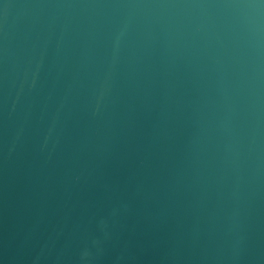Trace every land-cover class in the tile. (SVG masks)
<instances>
[{
    "label": "water",
    "instance_id": "1",
    "mask_svg": "<svg viewBox=\"0 0 264 264\" xmlns=\"http://www.w3.org/2000/svg\"><path fill=\"white\" fill-rule=\"evenodd\" d=\"M0 264H264V0H0Z\"/></svg>",
    "mask_w": 264,
    "mask_h": 264
}]
</instances>
